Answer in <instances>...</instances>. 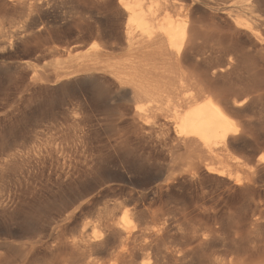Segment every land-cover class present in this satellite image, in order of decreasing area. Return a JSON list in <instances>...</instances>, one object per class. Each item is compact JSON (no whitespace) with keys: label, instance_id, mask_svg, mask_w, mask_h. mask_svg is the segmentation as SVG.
Masks as SVG:
<instances>
[{"label":"bare ground","instance_id":"obj_1","mask_svg":"<svg viewBox=\"0 0 264 264\" xmlns=\"http://www.w3.org/2000/svg\"><path fill=\"white\" fill-rule=\"evenodd\" d=\"M63 28L68 37L53 34ZM58 43L65 45L61 53ZM27 46L39 65L54 55L62 60L55 72L36 68L34 79L78 83L82 110L91 117L115 110L116 122L126 129L114 161L127 176V187L119 190L122 200L99 213V236L83 233L67 243L69 248L109 251L111 263L101 264H264L259 218L252 219L253 236L243 238L236 230L232 237L239 246L220 254L208 251L206 236L192 226L182 231L185 213L172 222L146 207L149 196L138 182L145 163L136 155H146L148 167L160 160L164 177L182 166L187 177L231 181L251 196V179L231 178L240 158L230 149L240 135V114L256 109L250 85L264 75V0H0V52ZM240 84L246 88L236 94ZM76 115L79 173L86 176L108 158L96 157L83 143L93 121ZM56 155L52 162L65 160L64 150ZM258 164H264V157L250 170ZM9 202L0 196V214ZM118 210L124 213L117 216ZM172 231L181 240H169ZM1 259L2 254L0 264Z\"/></svg>","mask_w":264,"mask_h":264},{"label":"rangeland","instance_id":"obj_2","mask_svg":"<svg viewBox=\"0 0 264 264\" xmlns=\"http://www.w3.org/2000/svg\"><path fill=\"white\" fill-rule=\"evenodd\" d=\"M11 15L9 13V18ZM64 30L67 29L53 34L66 38L70 33L61 32ZM110 43L108 46L112 48ZM58 44V52L61 53L65 45ZM14 50L0 52V196L10 200L6 212L0 214L1 264L110 261L109 251H74L67 243L79 239L83 233L87 237L99 236L102 229L99 213H103L113 201L121 202L119 190L127 187V178L124 179L127 176L114 161L119 156L117 148L123 147V139L119 137L126 133V129L116 122L115 110H99L94 112V117L85 107L82 110L84 96L78 83L67 82L64 86L61 82L34 79L36 68V71L51 70L50 73L61 69L63 65L59 55L40 62V66L30 46ZM82 50L85 51V48L79 51ZM262 77L250 85L252 94L249 92V95L255 97L256 109L240 114L242 128L240 135L237 134V143L230 149L232 155L240 158L231 178L244 182L251 179L255 188L251 196L245 190L241 192L244 189H240L242 186L237 189L228 184L231 181L217 177L201 175L189 176V179L182 166L168 171L164 177L161 175L163 164L160 160L150 162L148 167L146 155L141 152L136 154L146 165L138 178L139 183L142 180L139 184L142 188H137L146 189L144 191L149 198L145 206L172 222L186 214L188 224L186 219H182L181 229L192 226L194 231L206 236L207 249L212 253L226 254L239 246V242L232 237L236 230L243 238L253 236L252 219L259 218V225L264 229V164H258L254 171L250 170L259 157H264L263 74ZM243 87L246 88L242 84L236 85L235 93H241ZM72 109L77 117L89 115L88 119L93 121L92 126L87 128L83 143L92 148L96 157L98 154L100 159L108 158L105 163L99 160L96 171L86 176L79 173L81 168L77 152L80 140L73 126L75 114L71 113ZM60 150H64L65 160L60 161V158L57 160L59 164H56L55 160L51 161V156ZM159 186L161 190L152 195L151 190ZM117 213L119 216L124 211L118 210ZM127 220L132 224L130 214ZM174 232L170 233L169 240H181Z\"/></svg>","mask_w":264,"mask_h":264}]
</instances>
